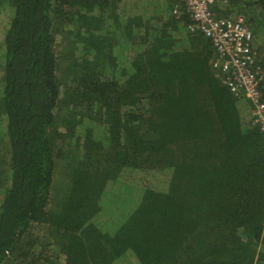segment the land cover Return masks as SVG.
Returning <instances> with one entry per match:
<instances>
[{"label": "trees", "instance_id": "trees-1", "mask_svg": "<svg viewBox=\"0 0 264 264\" xmlns=\"http://www.w3.org/2000/svg\"><path fill=\"white\" fill-rule=\"evenodd\" d=\"M174 2L8 0L0 264L13 252L24 264H264V136L211 69L209 41L186 30L185 16L167 15ZM215 10L242 15L252 46L264 43V0ZM63 31L66 82L56 74ZM259 55L264 68V47ZM65 146L75 162L61 203L47 210ZM140 170L163 173L162 186L138 187L116 229L99 230L117 184ZM38 223L60 263L44 251L49 242L26 235Z\"/></svg>", "mask_w": 264, "mask_h": 264}, {"label": "built area", "instance_id": "built-area-1", "mask_svg": "<svg viewBox=\"0 0 264 264\" xmlns=\"http://www.w3.org/2000/svg\"><path fill=\"white\" fill-rule=\"evenodd\" d=\"M224 0H175L170 15L187 18L186 30L210 43V67L229 93L250 103V123L264 136V68L257 61L252 33L242 15L219 14Z\"/></svg>", "mask_w": 264, "mask_h": 264}, {"label": "rangeland", "instance_id": "rangeland-1", "mask_svg": "<svg viewBox=\"0 0 264 264\" xmlns=\"http://www.w3.org/2000/svg\"><path fill=\"white\" fill-rule=\"evenodd\" d=\"M154 3H157L158 1L162 0H152ZM142 2V1H141ZM146 5H149L147 2H145ZM150 6V5H149ZM147 13L150 14V9L146 10ZM12 13V10H10L8 0H0V83L2 80V56H1V41H2V35L7 28L8 20L10 18V15ZM170 12L168 11L167 15H169ZM64 29H70V25L63 27ZM70 39V35H68ZM66 37L64 36V31L63 35L59 34L56 37V42H55V53H56V62H57V70L56 74L60 78L62 82H66L68 77L67 73V61L65 60V57H63V54L66 53L68 45L66 44ZM256 42V41H255ZM260 43V42H259ZM264 47V43H261V46L259 49L255 48L253 46V49L255 50V55L256 57H259L262 52V48ZM117 49V48H116ZM114 49L113 53L116 52L117 50ZM260 50V51H259ZM79 51L77 50L75 52L76 57L78 56ZM127 54V53H126ZM73 57V56H72ZM75 57V58H76ZM264 87V85H263ZM246 101V103L250 106V103L247 99L241 97ZM63 111H56L55 115H61ZM2 118H0V133H4L3 126L4 122L1 121ZM56 129H61L62 125L60 124L59 121H57L56 124ZM55 142H57V139H55ZM55 146V145H54ZM69 147L65 146L63 147L64 153L63 156H55L54 158V167L52 171V176H51V183L49 187V200L46 203V209L51 210L52 208H55L57 204L61 203L63 196L65 194L67 184H68V175L67 173L69 172V165L73 166L75 162V158L73 156V150L68 149ZM70 150V151H69ZM70 152V153H68ZM79 154V152H78ZM8 148H7V143L4 138H2V141H0V198L2 195V191L6 185V179L8 176ZM163 173H160L158 171H145V170H140L138 172L131 171L129 174H125L123 178L121 179L122 181L118 183L116 186L115 190V196L114 199L110 200L109 203L112 202V205L102 214V221L97 222L95 220V224L99 230H107L108 232H111V229H116V227L119 224L120 221V216L122 217L125 216L126 210L132 209L136 204L137 200L139 199V195L141 192L138 191V187H141L142 191L145 188H152L154 189L155 186L156 188H159L162 186L163 183ZM120 180V181H121ZM159 190V189H158ZM162 190V189H161ZM111 195V191H110ZM132 205V206H131ZM130 206V207H129ZM97 214V213H96ZM100 220V219H99ZM108 227V229H107ZM28 238L36 239L38 241H42V243L49 242L50 245L44 249V251H47L46 254L49 257H55L56 261L58 263L61 262L62 256L58 254L57 248H56V243L53 241V237L50 234V231L48 230V227L44 224H32L27 233ZM16 252L13 253H8L6 257L2 258V263L1 264H24V261L27 260L28 256L26 258H23L22 256H18L15 254ZM51 257V258H52Z\"/></svg>", "mask_w": 264, "mask_h": 264}, {"label": "crops", "instance_id": "crops-1", "mask_svg": "<svg viewBox=\"0 0 264 264\" xmlns=\"http://www.w3.org/2000/svg\"><path fill=\"white\" fill-rule=\"evenodd\" d=\"M190 33V32H189ZM190 34H192V33H190ZM194 34V33H193ZM196 34V33H195ZM204 37V36H203ZM205 38V37H204ZM263 96H264V93H263Z\"/></svg>", "mask_w": 264, "mask_h": 264}]
</instances>
